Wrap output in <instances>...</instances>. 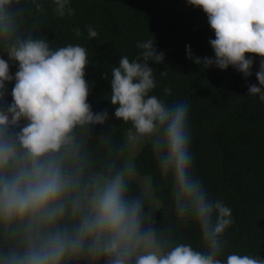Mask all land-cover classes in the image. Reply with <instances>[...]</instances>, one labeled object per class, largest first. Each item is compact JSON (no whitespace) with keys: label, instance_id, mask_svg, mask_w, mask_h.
Here are the masks:
<instances>
[{"label":"clouds","instance_id":"9594fccd","mask_svg":"<svg viewBox=\"0 0 264 264\" xmlns=\"http://www.w3.org/2000/svg\"><path fill=\"white\" fill-rule=\"evenodd\" d=\"M55 14H74L70 0H51ZM24 0H0V101L15 81L13 102L0 109V264H264L258 256L223 253L222 238L233 224L232 210L208 196L192 175L189 106L168 105L155 95L154 69L164 62L153 38L137 42V55L122 56L112 68L115 117L144 137L163 178L170 182L176 217L199 228L203 250L173 242L152 225L147 193L134 190V166L123 158L127 145L110 147L112 159L96 166L89 125H103L107 112L94 113L87 102V50L80 45L53 48L22 30ZM37 12L43 0H30ZM202 9L214 30V58H188L204 68L232 66L252 75L260 60L259 87L248 96L264 102V0H186ZM25 5V4H24ZM79 34V32H77ZM90 39L98 36L89 26ZM9 61L18 63L10 74ZM107 78V77H106ZM165 94H171L166 88ZM26 124L19 132L21 121ZM110 145V137L96 140ZM122 160L123 162H118ZM138 187V186H137Z\"/></svg>","mask_w":264,"mask_h":264},{"label":"trees","instance_id":"16d2710c","mask_svg":"<svg viewBox=\"0 0 264 264\" xmlns=\"http://www.w3.org/2000/svg\"><path fill=\"white\" fill-rule=\"evenodd\" d=\"M24 4L14 7L17 11L26 8L22 21L25 33L46 39L53 48L72 44L87 50V102L94 113L108 114L103 125H89L97 167L113 158L110 147L127 145L126 133L135 131L130 123L114 115L118 105L110 101L112 68L119 65L122 56L135 59L138 41L153 38L156 49L164 53V62H148L156 82L150 95L168 105L183 102L189 106L192 175L202 182L211 199L222 201L232 210L234 222L222 238L224 249L219 258L236 253L264 259V102L258 96H248L249 85L260 86L256 72L262 58L246 54L254 60L249 77L232 66L226 70L204 68L188 58L186 46L191 47L194 58H214L209 41L215 34L207 14L189 6L186 0H70L74 14L64 17L55 14L51 0H43L39 12L30 0H24ZM89 26L97 31L96 38H89ZM0 56L8 60L7 53L0 52ZM9 64L14 76L18 63ZM14 84V80L6 84L0 109L6 110L13 102ZM166 88L171 94H165ZM25 124L22 120L13 132H19ZM107 136L110 145L96 142ZM132 154L127 146L123 159H132L134 190L143 189L137 175L149 177V207L151 199L159 203L153 228L162 229L173 242L203 250L198 226L176 217L170 182L159 172L151 141L144 142L134 157Z\"/></svg>","mask_w":264,"mask_h":264},{"label":"rangeland","instance_id":"374dc122","mask_svg":"<svg viewBox=\"0 0 264 264\" xmlns=\"http://www.w3.org/2000/svg\"><path fill=\"white\" fill-rule=\"evenodd\" d=\"M126 133V141H127V146H128V150L130 152H133L132 156L134 157L139 149H140V146L146 142L148 139L144 138V137H139V138H136V139H133L132 137H134L136 134H135V131L132 132V133ZM128 135V136H127ZM128 163L132 164V159L130 160H126ZM132 179L134 177V174L132 173ZM137 177L140 179V183L142 184V188L144 189V191L147 193V195L149 196V194H151L152 190L150 191V178L147 177V176H144V177H139L137 175ZM134 180V179H133ZM149 186V187H148ZM150 191V192H149ZM154 198V197H153ZM159 207V203L157 205V202L155 199H151V203H150V208L153 212V217H152V221H153V218H154V215H155V212H156V208L158 209Z\"/></svg>","mask_w":264,"mask_h":264}]
</instances>
